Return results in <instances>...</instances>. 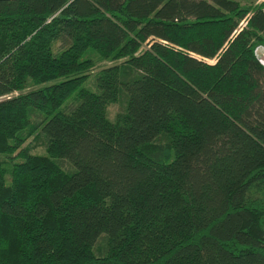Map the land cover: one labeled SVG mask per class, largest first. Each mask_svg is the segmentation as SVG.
Here are the masks:
<instances>
[{"label":"trees","instance_id":"obj_1","mask_svg":"<svg viewBox=\"0 0 264 264\" xmlns=\"http://www.w3.org/2000/svg\"><path fill=\"white\" fill-rule=\"evenodd\" d=\"M263 7L0 0V264H264Z\"/></svg>","mask_w":264,"mask_h":264},{"label":"rangeland","instance_id":"obj_2","mask_svg":"<svg viewBox=\"0 0 264 264\" xmlns=\"http://www.w3.org/2000/svg\"><path fill=\"white\" fill-rule=\"evenodd\" d=\"M243 1V0H240ZM111 62L104 61L100 65L96 66L95 68L92 69L91 74L94 72L98 71L99 68L109 65ZM91 79L93 80V75L83 83L84 86L86 87H93L91 85ZM122 105L121 101H116L113 103H109L106 105V115L110 118L114 115V113L118 110V108ZM24 145L30 150V152L33 153H44L45 150V138L42 133L36 132L33 136L28 138Z\"/></svg>","mask_w":264,"mask_h":264},{"label":"built area","instance_id":"obj_3","mask_svg":"<svg viewBox=\"0 0 264 264\" xmlns=\"http://www.w3.org/2000/svg\"><path fill=\"white\" fill-rule=\"evenodd\" d=\"M255 55L257 56L258 61L261 63V65L264 68V44L258 45L255 50Z\"/></svg>","mask_w":264,"mask_h":264},{"label":"crops","instance_id":"obj_4","mask_svg":"<svg viewBox=\"0 0 264 264\" xmlns=\"http://www.w3.org/2000/svg\"><path fill=\"white\" fill-rule=\"evenodd\" d=\"M238 1L241 2V3H243V2H246L248 0H243V1L238 0ZM254 1L258 2V1H262V0H254ZM263 11H264V7H263ZM263 229H264V225H263Z\"/></svg>","mask_w":264,"mask_h":264}]
</instances>
